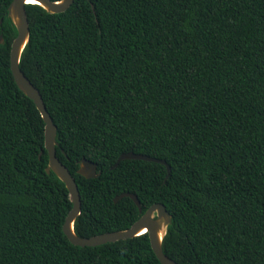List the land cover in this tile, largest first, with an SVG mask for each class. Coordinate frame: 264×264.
Wrapping results in <instances>:
<instances>
[{
    "label": "trees",
    "instance_id": "obj_1",
    "mask_svg": "<svg viewBox=\"0 0 264 264\" xmlns=\"http://www.w3.org/2000/svg\"><path fill=\"white\" fill-rule=\"evenodd\" d=\"M0 0V264H161L147 233L97 246L63 232L72 207L47 172L45 123L10 68L16 28ZM57 1V0H52ZM19 67L56 125L77 184V236L129 228L152 204L179 264H264V0L25 4ZM134 152L163 159L116 161ZM82 158L98 176L79 173ZM134 193L142 211L123 193Z\"/></svg>",
    "mask_w": 264,
    "mask_h": 264
},
{
    "label": "water",
    "instance_id": "obj_2",
    "mask_svg": "<svg viewBox=\"0 0 264 264\" xmlns=\"http://www.w3.org/2000/svg\"><path fill=\"white\" fill-rule=\"evenodd\" d=\"M12 0L8 6L7 14L11 22L16 28L17 35L12 40L10 46V68L19 89L31 100H33L38 109L44 123V147L48 153V164L46 171L53 172L64 184L69 193V199L72 207L69 210L64 223L63 232L67 239L77 246H97L107 242H114L120 239L132 238L142 233H147L151 248L161 264H179L175 260L169 258L163 253L162 239L168 225L171 223V215L162 203L152 204L141 216L131 224L129 228L105 232L91 237L77 236L73 230V223L81 212V201L79 190L74 177L71 175L67 167L56 156V125L52 117L48 113L39 90L30 82L19 67L21 53L29 39V22L27 19L25 4H39L49 13L63 12L72 4L73 0ZM0 43H2V35L0 34ZM124 159H141L147 161L160 162L166 166L167 178L170 166L163 159H157L144 154L134 152L122 153L118 157L116 164ZM77 173L86 178H95L98 176L97 164L86 158H82L79 162ZM129 197L136 204L138 211L141 212V204L134 193L123 192L114 198V202L122 197Z\"/></svg>",
    "mask_w": 264,
    "mask_h": 264
},
{
    "label": "bare ground",
    "instance_id": "obj_3",
    "mask_svg": "<svg viewBox=\"0 0 264 264\" xmlns=\"http://www.w3.org/2000/svg\"><path fill=\"white\" fill-rule=\"evenodd\" d=\"M30 2H32V3H35V1H33V0H32V1H30Z\"/></svg>",
    "mask_w": 264,
    "mask_h": 264
}]
</instances>
